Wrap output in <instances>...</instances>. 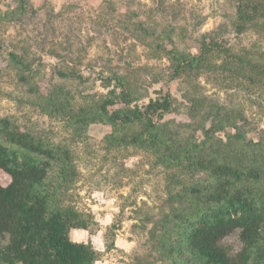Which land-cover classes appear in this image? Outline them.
Wrapping results in <instances>:
<instances>
[{
	"label": "rangeland",
	"instance_id": "rangeland-1",
	"mask_svg": "<svg viewBox=\"0 0 264 264\" xmlns=\"http://www.w3.org/2000/svg\"><path fill=\"white\" fill-rule=\"evenodd\" d=\"M15 1L0 0V11ZM250 1L257 13L240 32L234 29L238 0H25L24 14L0 20V115L71 151L66 181L57 187L55 168L49 189L62 207L97 222L93 234L70 231L73 241H91L95 264H168L156 251L160 225L185 205L186 186L207 176L165 167L140 147L109 146L110 126L80 131L36 102L56 94L74 107L86 104L106 93L105 78L117 74L139 104L158 91L171 93L174 110L163 121L178 140L200 137L211 112L233 118L251 139L264 138V0ZM202 41L224 50L209 52L201 69L173 76L164 50L197 54ZM9 52L30 70L11 65ZM9 180L0 171V183ZM221 245L230 254L240 251L238 232Z\"/></svg>",
	"mask_w": 264,
	"mask_h": 264
},
{
	"label": "trees",
	"instance_id": "trees-1",
	"mask_svg": "<svg viewBox=\"0 0 264 264\" xmlns=\"http://www.w3.org/2000/svg\"><path fill=\"white\" fill-rule=\"evenodd\" d=\"M13 4L0 11V20L25 13V0ZM257 9L250 0H238L235 31H242ZM213 49L224 50L219 43L202 41L197 54L172 48L164 50V55L172 63L173 76H178L204 67ZM8 56L14 67L30 70L18 54ZM59 75L77 77L74 72ZM105 81L106 93L89 97L86 104L74 107L66 97L60 100L48 94L36 105L80 131L91 124L110 126L104 136L109 146L140 147L165 167L207 176L205 182L186 186L185 205L160 225L158 256L168 264H264V138L251 139L233 118L211 112L210 124L199 126L200 137L191 134L178 140L163 121L174 110L170 92L158 91L139 104L122 76L113 74ZM72 165L67 147L0 115V171L10 178L6 185L0 183V264L96 263L99 254L91 241H73L70 231L93 234L97 222L72 207H62L59 193L49 189L53 169H57L59 187ZM235 231L242 246L230 254L221 241Z\"/></svg>",
	"mask_w": 264,
	"mask_h": 264
}]
</instances>
